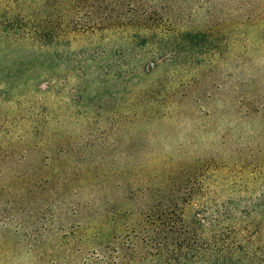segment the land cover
<instances>
[{
    "label": "rangeland",
    "instance_id": "obj_1",
    "mask_svg": "<svg viewBox=\"0 0 264 264\" xmlns=\"http://www.w3.org/2000/svg\"><path fill=\"white\" fill-rule=\"evenodd\" d=\"M12 1L0 0V264H84L122 224L178 199L185 219L201 205L264 216V0H164L154 39L69 36L28 61L1 34ZM77 59L98 75L84 79ZM42 172L107 190L50 197L64 181L32 179ZM106 199L113 226L81 211Z\"/></svg>",
    "mask_w": 264,
    "mask_h": 264
},
{
    "label": "trees",
    "instance_id": "obj_2",
    "mask_svg": "<svg viewBox=\"0 0 264 264\" xmlns=\"http://www.w3.org/2000/svg\"><path fill=\"white\" fill-rule=\"evenodd\" d=\"M163 2L164 0H13L7 8L15 7L18 15L11 23L3 26L1 34L20 47L21 61L24 58L28 61L33 57L31 50L59 48L67 37L75 35L127 29L132 30L138 38L148 35L154 39L166 30L161 12L166 15L168 8L161 6ZM40 62L51 63L45 58ZM69 63L72 67H77L79 75L84 79H92L98 75L95 70L101 66L94 62L91 68L85 63V59ZM153 64L154 62H150L149 66ZM31 177L39 183L63 178L61 186L49 190L50 197L75 196V192L102 193L107 190L105 184L72 186L68 179L83 178L81 173L42 172ZM101 177L107 178L103 174ZM45 186L47 184H40L39 188L46 189ZM30 194L34 195L35 189ZM187 204L186 199H178L160 208L155 206L135 226L122 224L121 231H115L110 242L89 252L83 260L84 264H264L263 215L244 214L240 218H232L226 214L230 212L229 209L223 208L221 211L197 204L202 210L185 219L183 210ZM73 206L75 205L71 203L68 208L70 211L73 209L72 215H76L78 206ZM114 208L110 200L106 199L101 211H92L89 204L81 211H88L98 219L101 218V226H113L116 218L111 209ZM93 223V219H85V230L92 228Z\"/></svg>",
    "mask_w": 264,
    "mask_h": 264
}]
</instances>
